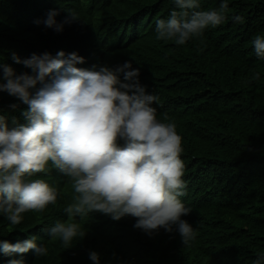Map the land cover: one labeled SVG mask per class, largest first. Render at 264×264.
<instances>
[{
    "label": "trees",
    "instance_id": "16d2710c",
    "mask_svg": "<svg viewBox=\"0 0 264 264\" xmlns=\"http://www.w3.org/2000/svg\"><path fill=\"white\" fill-rule=\"evenodd\" d=\"M220 3L200 0L198 10L218 9ZM228 5L225 23L177 45L155 34L156 21L175 9L173 0H0V65H9L16 75L33 72L16 63L13 53L24 60L33 53L76 52L85 61L80 68H115L131 61L140 69V83L159 97L153 105L157 119L175 122L182 137L186 187L180 199L192 210L182 219L197 233L185 246L175 226L172 232L160 228L148 234L134 227L137 218L130 215L117 221L91 212L70 219L64 208L76 193L63 197L59 192L55 204L24 213L19 225L0 216V241L35 237L48 255L0 253V264L13 259L93 264L92 251L100 264H253L264 254V60L252 44L264 35V0H228ZM52 9L59 13L57 23L70 19V13L77 18L59 32L35 23ZM256 73L259 79H253ZM27 108L0 91V115L9 128L26 123ZM46 167L39 178L71 189V180L51 162ZM55 221L77 222L86 234L66 247L49 235Z\"/></svg>",
    "mask_w": 264,
    "mask_h": 264
},
{
    "label": "clouds",
    "instance_id": "9594fccd",
    "mask_svg": "<svg viewBox=\"0 0 264 264\" xmlns=\"http://www.w3.org/2000/svg\"><path fill=\"white\" fill-rule=\"evenodd\" d=\"M175 9L155 26L157 40L184 45L203 35L208 28L225 23L228 0H221L218 9H200V0H173ZM59 15L49 10L45 18L35 21L62 31ZM235 21L242 18L235 16ZM258 59L264 60V35L252 41ZM33 74L16 75L7 64L0 65V91L28 105L22 114L26 123L9 128L0 115V216L10 225H19L26 212H42L55 204L59 192L63 197L76 195L64 208L70 218L82 219L91 212H100L113 220L125 216L137 218L134 227L151 234L164 228L175 230L185 246H191L197 233L182 217L191 213L180 199L185 193L182 137L175 122L157 119L153 105L159 97L148 93L140 83V69L125 61L115 68L77 67L84 58L76 52L59 51L21 60ZM123 74V79H121ZM254 74L253 79H259ZM15 107V105H13ZM52 166L71 180L56 188L39 173ZM67 182V181H66ZM49 235L69 247L85 230L77 222L55 221ZM34 250L37 257L48 255L47 246L31 237L15 244L0 241V253L11 256ZM93 264H100L99 254L89 253ZM8 264H23L10 260ZM253 264H264L258 254Z\"/></svg>",
    "mask_w": 264,
    "mask_h": 264
},
{
    "label": "bare ground",
    "instance_id": "6f19581e",
    "mask_svg": "<svg viewBox=\"0 0 264 264\" xmlns=\"http://www.w3.org/2000/svg\"><path fill=\"white\" fill-rule=\"evenodd\" d=\"M57 182V179L55 180V183ZM56 185V184H55ZM58 213V212H57ZM59 214V213H58ZM59 219H61V218H59ZM45 237V236H44Z\"/></svg>",
    "mask_w": 264,
    "mask_h": 264
}]
</instances>
